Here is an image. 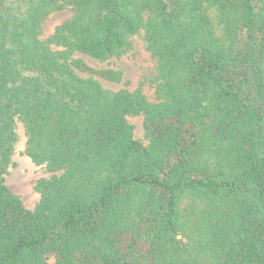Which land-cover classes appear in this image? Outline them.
<instances>
[{
  "label": "trees",
  "instance_id": "obj_1",
  "mask_svg": "<svg viewBox=\"0 0 264 264\" xmlns=\"http://www.w3.org/2000/svg\"><path fill=\"white\" fill-rule=\"evenodd\" d=\"M141 33L152 97L77 56ZM20 128L34 209L6 180ZM0 264H264V0H0Z\"/></svg>",
  "mask_w": 264,
  "mask_h": 264
},
{
  "label": "rangeland",
  "instance_id": "obj_2",
  "mask_svg": "<svg viewBox=\"0 0 264 264\" xmlns=\"http://www.w3.org/2000/svg\"><path fill=\"white\" fill-rule=\"evenodd\" d=\"M72 16L68 9L55 12L47 19L44 27V37H49L55 27ZM84 58L95 68H115L123 73L121 82L101 79L102 84L111 90L117 91L123 88L135 90L142 87L149 97L153 96L154 90L149 82L153 73L155 61L146 50L143 34L134 37L132 49L121 58H114L109 62L100 63L88 56L77 54ZM86 75V74H84ZM130 122L135 126V137L147 143L145 130L143 127V117L135 116L130 118ZM20 141L17 144V150L14 156L15 166L10 168L6 175L7 185L24 202L27 208L34 209L40 199V194L35 189L36 181L39 178L46 177L49 173L42 167L34 164L30 157L25 154V137L23 128L19 129Z\"/></svg>",
  "mask_w": 264,
  "mask_h": 264
}]
</instances>
